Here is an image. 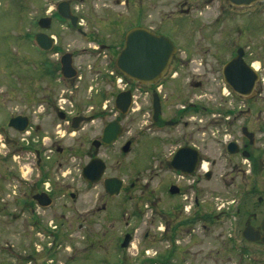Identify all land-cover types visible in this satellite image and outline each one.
I'll return each instance as SVG.
<instances>
[{
  "label": "flooded vegetation",
  "instance_id": "1",
  "mask_svg": "<svg viewBox=\"0 0 264 264\" xmlns=\"http://www.w3.org/2000/svg\"><path fill=\"white\" fill-rule=\"evenodd\" d=\"M194 1L40 2L33 33L23 34L24 58L36 55L34 83L28 90L23 82L18 114L0 116L1 146H10L5 152L0 146V209L19 225L17 234L6 220L0 227V264H74L83 256L84 264H134L129 249L138 232L173 241L187 234L191 243L200 226L211 236L223 216L231 239L264 247V0L241 6L218 0L201 18L194 9L207 0ZM169 2L175 6L168 11ZM139 28L175 46L168 69L152 84L117 67L127 34ZM68 57L74 77L63 74ZM83 57L95 60L92 83L76 63ZM126 92L123 113L117 101ZM17 117L15 127L10 121ZM113 123L115 139L112 128L106 133ZM114 146L115 168L129 158L136 179L107 173L106 151ZM94 158L105 169L91 182L83 171ZM73 160L84 162L81 170ZM142 172L150 179L160 174V182L143 187ZM216 177L220 188L212 184ZM110 179L121 182L119 193L108 191ZM96 188L89 207L86 193ZM138 189L144 209L127 204ZM218 190L230 194L219 212L212 200ZM175 251L148 261L171 264Z\"/></svg>",
  "mask_w": 264,
  "mask_h": 264
},
{
  "label": "rangeland",
  "instance_id": "2",
  "mask_svg": "<svg viewBox=\"0 0 264 264\" xmlns=\"http://www.w3.org/2000/svg\"><path fill=\"white\" fill-rule=\"evenodd\" d=\"M41 1L42 0H39L38 2H36V0H0V108L1 110H3L0 116L2 120L7 116L10 117L11 115H16L19 113V110L21 109L19 95L23 82L25 81L26 88L28 90L29 88H32L31 85L34 83V80H32L34 76V63L32 58L36 57V55L31 53L32 49H30V47L28 49H30L31 54H28L27 57H29L28 59L31 60L24 58L25 51L23 49V41L24 39L26 41L28 40L26 38L23 39V34L33 33V23L35 18L39 16V4ZM158 1L160 5H166L168 0ZM169 1L172 2V0ZM217 1L218 0H207L205 2L203 1V3H200V6H196L197 1L195 0L192 3L193 6H196V9H194L195 16L206 17L210 15L212 9L217 8ZM170 2L169 6H167L168 11L175 6L171 5ZM204 9H206V11H204ZM155 20L156 22H158V18H155ZM192 39H195V37ZM185 52L187 54H190L187 51ZM94 61L95 60L90 57H83L76 61L78 67H82L81 70L83 72L82 74L84 76L85 83H92V79L96 78L94 75V70L89 67L94 66ZM22 74H24L25 80H22ZM87 93L90 94L89 91ZM142 128H144L142 129V131L146 130L145 127ZM1 143H5V140L0 135V146ZM9 147V145L6 148H3L1 146L4 152L7 151ZM139 148H141V145L138 146V149ZM117 151L118 148H116V146L106 151V154L112 155L111 158L108 159L109 170L107 173H117L120 176L124 177L126 180L134 179L135 170L130 165L129 158L122 159V167L120 171H117V168H115L116 162L114 157L117 156ZM145 155L147 154L138 156L136 163H140V161L144 159L143 157ZM15 162L16 161L14 160H9V166L17 167ZM73 164L75 169L81 170L84 162L73 160ZM75 173H77L76 170ZM146 176L147 173L142 172L141 176L139 177L140 179L138 182L143 187L147 185V180L150 181L151 186H156L161 179L160 174H154L153 176L152 173V179H150L149 176ZM214 183L216 184L217 188H220V178L216 177L213 180L212 184ZM140 190L143 189H138L137 191L135 190L136 192H133L135 198L127 202V204H132L135 207L138 206V208L144 209ZM97 191L99 192L100 190L96 188L95 191L91 192L90 190L88 193H86L90 201L89 207L93 206L95 202L94 200H96ZM210 197L211 195L203 194V197H201V199L209 202ZM212 200L217 202V211L219 212L220 210L227 209L230 201V194H227V192L225 191L218 190L215 195L212 196ZM129 208L130 207L127 208L128 212L130 211ZM9 210L10 209H8L7 212ZM5 211L6 210L0 209V227L2 226V224L6 223L5 218L8 217ZM142 215H144L146 218L150 216L149 213H146V210L143 212V214H141V216ZM229 221L226 216H223L221 221L219 220L210 231L211 236L206 234L209 233V231L205 233L200 226V229H197V231L195 232V236L197 237V239L193 240L191 243H189L190 236L187 234L184 236H180L173 241L172 239H162L163 236L159 235L157 236V238H145L138 232L136 239H134L135 241L133 242V246L131 247V249H129L133 254V263L155 264L151 261L155 260V258H158L159 256L168 254L170 250L175 248L176 251L170 258L171 264H264V247L248 245L243 240L238 241L231 239V234H229L231 231L228 225L230 224ZM7 222H9V224L6 225L10 226L14 233L17 234L19 227V225H17V220H9ZM12 230H10L11 233ZM9 237L14 240L13 236ZM0 242H3L2 236H0ZM16 242L17 241L15 240V245ZM244 247L248 249L250 253L242 255L241 250H243ZM144 248H147V250L144 251ZM101 253L103 254L105 253V251H101ZM105 255H109L108 258H112L113 253L111 252L110 254L109 251V254L105 253ZM57 256L55 258L56 262H64L66 259L64 257L59 260L57 259ZM149 258L151 259V261H148L150 260ZM83 262H86L84 256L81 259H77V261L75 260L74 264H84ZM156 264L160 263L157 262Z\"/></svg>",
  "mask_w": 264,
  "mask_h": 264
},
{
  "label": "water",
  "instance_id": "3",
  "mask_svg": "<svg viewBox=\"0 0 264 264\" xmlns=\"http://www.w3.org/2000/svg\"><path fill=\"white\" fill-rule=\"evenodd\" d=\"M236 5H251L260 0H230ZM51 40V39H50ZM50 46H44L45 49H49ZM175 46L171 40L163 35H154L149 32H145L143 29H135L129 32L126 36L125 46L120 52L117 59V67L123 73V75L140 82L141 84H149L157 81L169 67V62L173 57ZM63 74L66 77H74L76 72L73 69L72 61L65 59L63 61ZM125 97L124 107L120 106L119 99ZM130 103V96L128 92L122 93L119 96L117 105L121 108L123 113L127 112ZM20 121L19 117L10 121L11 125L16 127ZM118 125L113 123L107 127V132L113 131V136L109 137L115 139L118 132ZM107 141V140H106ZM105 169V163L99 158H94L84 168V177L86 180L96 182L100 179ZM107 189L111 194H117L122 187L121 182L118 179L107 180ZM258 239L257 236H254Z\"/></svg>",
  "mask_w": 264,
  "mask_h": 264
}]
</instances>
